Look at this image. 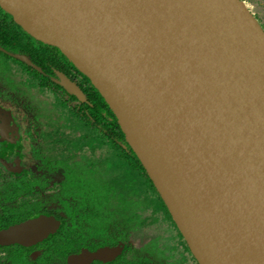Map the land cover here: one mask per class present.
Instances as JSON below:
<instances>
[{"label": "water", "instance_id": "water-1", "mask_svg": "<svg viewBox=\"0 0 264 264\" xmlns=\"http://www.w3.org/2000/svg\"><path fill=\"white\" fill-rule=\"evenodd\" d=\"M0 6L99 91L200 264H264V30L242 0ZM41 223L0 244L43 240Z\"/></svg>", "mask_w": 264, "mask_h": 264}, {"label": "flooded vegetation", "instance_id": "flooded-vegetation-1", "mask_svg": "<svg viewBox=\"0 0 264 264\" xmlns=\"http://www.w3.org/2000/svg\"><path fill=\"white\" fill-rule=\"evenodd\" d=\"M10 16L0 27V234L39 221L45 237L0 244V264H200L118 122H105L99 91ZM127 176L147 186L142 204L126 197Z\"/></svg>", "mask_w": 264, "mask_h": 264}, {"label": "rangeland", "instance_id": "rangeland-1", "mask_svg": "<svg viewBox=\"0 0 264 264\" xmlns=\"http://www.w3.org/2000/svg\"><path fill=\"white\" fill-rule=\"evenodd\" d=\"M242 2L244 3L247 10L257 20V22L260 24V26L264 30V0H242ZM258 18H259V20H258ZM0 60L2 61L0 63V68L4 71H7V68H6L7 64L5 62L6 60L5 61H4V59H0ZM72 123H73L72 127H73V125H74V127H76L74 122H72ZM73 129H71L72 130V133H71L72 139L81 138L84 135V133H81L82 129H78V128L75 130H73ZM92 145L95 146V144H93V143H92ZM80 146L81 145H78V147H80ZM104 150L106 152L110 151L107 148H104ZM110 172H113L112 169L110 170ZM126 182H128L126 184L127 186H125L126 187V193H125L126 197L129 199H137L138 204H142L141 199H145L143 197V193L148 191L147 186L140 179H137L136 177L134 178V177L127 176ZM106 191L108 193L111 192L109 189H107Z\"/></svg>", "mask_w": 264, "mask_h": 264}, {"label": "trees", "instance_id": "trees-1", "mask_svg": "<svg viewBox=\"0 0 264 264\" xmlns=\"http://www.w3.org/2000/svg\"><path fill=\"white\" fill-rule=\"evenodd\" d=\"M6 15H8L9 16V14H7V12H5V10H3L2 8H1V6H0V27H4V28H6V29H8V27H6L5 25H2V24H4L5 23V20H6ZM10 18L12 19L11 21L13 22V18H12V16H10ZM14 23V22H13ZM106 107L107 108H109V106L108 105H106ZM110 109V108H109ZM107 111H105L106 113H108L107 114V118H106V120H105V122H107L110 126H117V128H118V125H117V122H118V119L116 118V116L114 115V113L112 112V110H108V109H106ZM102 110L100 109V112H101ZM108 117L109 118H111V120L112 121H109V119H108ZM118 124H119V122H118ZM120 126V125H119ZM113 128V127H112ZM121 128V127H120ZM120 134H124L123 133V131H122V129H120ZM105 137H107V135L105 136ZM108 138V137H107ZM109 139V138H108ZM117 144V143H116ZM137 162H138V165L140 166V168H142L143 166L140 164V161H139V159L137 158ZM142 170H145L144 168H142Z\"/></svg>", "mask_w": 264, "mask_h": 264}]
</instances>
